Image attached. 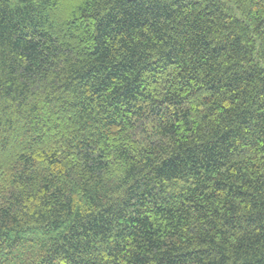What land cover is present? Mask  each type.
<instances>
[{
  "label": "trees",
  "instance_id": "1",
  "mask_svg": "<svg viewBox=\"0 0 264 264\" xmlns=\"http://www.w3.org/2000/svg\"><path fill=\"white\" fill-rule=\"evenodd\" d=\"M0 264H264V0H0Z\"/></svg>",
  "mask_w": 264,
  "mask_h": 264
}]
</instances>
